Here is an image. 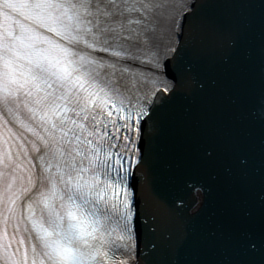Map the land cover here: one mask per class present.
Here are the masks:
<instances>
[{"label":"snow or ice","instance_id":"obj_1","mask_svg":"<svg viewBox=\"0 0 264 264\" xmlns=\"http://www.w3.org/2000/svg\"><path fill=\"white\" fill-rule=\"evenodd\" d=\"M236 3L264 0H0V264H187L221 149L204 140L183 167L166 164L173 179L200 176L166 201L154 143L171 104L216 87L189 55L198 31L215 35L223 64L244 56V32L218 11ZM239 108L264 126V89ZM248 167L237 150L224 172ZM255 199L264 205V191ZM216 240L202 230V243ZM227 240L264 252V216L248 201Z\"/></svg>","mask_w":264,"mask_h":264},{"label":"water","instance_id":"obj_2","mask_svg":"<svg viewBox=\"0 0 264 264\" xmlns=\"http://www.w3.org/2000/svg\"><path fill=\"white\" fill-rule=\"evenodd\" d=\"M218 11L225 21L237 24L244 32V56L231 66L223 64L215 54V35L198 31L197 44L189 55L199 59L201 75L215 81L216 87L205 94L179 98L162 114L164 127L154 143L157 187L166 201L182 195L180 179H198L199 173L184 168L180 179H173L165 165L174 170L183 167L199 143L216 142L221 155L212 170L219 179L207 196H199L205 211L191 224L193 236L183 259L187 264H264V252L248 254L227 240L228 221L237 201H248L257 220L264 216V205L255 199V193L264 191V126L236 118L240 99L245 95L250 104L264 89V4H223ZM237 150L248 156L249 167L227 176L224 169L233 163ZM173 223L181 224L179 214ZM204 229L217 231L215 243H202Z\"/></svg>","mask_w":264,"mask_h":264}]
</instances>
